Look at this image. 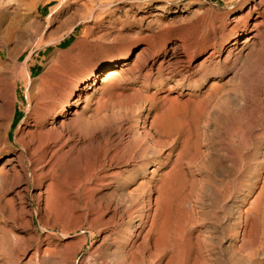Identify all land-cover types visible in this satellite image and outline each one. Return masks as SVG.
Returning a JSON list of instances; mask_svg holds the SVG:
<instances>
[{"label": "bare ground", "instance_id": "6f19581e", "mask_svg": "<svg viewBox=\"0 0 264 264\" xmlns=\"http://www.w3.org/2000/svg\"><path fill=\"white\" fill-rule=\"evenodd\" d=\"M42 1L45 0H28L24 16L20 13L24 10L20 7V0L11 9L0 8L2 40L8 43L13 38L25 39L18 43L19 50L23 45L29 50H45L54 45L53 34H46L51 14L45 17L44 27L37 15L32 14L34 7ZM65 1L59 0V3ZM132 2L134 0H129ZM263 3L264 0H243L237 12L226 16L229 29L241 22L242 28H247L248 19L254 13H264ZM111 4L105 2L97 14L90 8L80 15L86 23L99 22L100 11L113 12ZM135 6L146 11L141 4ZM128 9L123 6L122 15L126 19H135L137 11L128 13ZM6 13L12 14V19L3 25ZM103 25V38L111 35L117 39L134 40V43L140 39L149 43L152 39L150 33L142 31L129 35L110 19L103 21ZM93 28L92 23L85 26L80 38L64 51L54 49L47 61V69L37 77L32 76L29 68L33 61L31 53L20 64L25 114L15 129L13 140L9 137V130L17 109L18 80L16 76L0 71V251L14 257L9 264H16L19 250L25 249L30 242H38L39 237L32 232L37 222L33 213L24 221L22 207L16 206L9 196L11 192L14 196L36 197L51 222L54 234L46 233L43 244L38 245L34 253L40 262L53 260L71 264L78 247L74 248V241L59 242L58 236L66 239L73 232L78 235L77 241L87 242L96 236L101 243L108 240L104 254L96 256L94 264H264V150L257 155L260 143H253L246 154L244 149L250 146L252 139H244L238 146L229 148V159L238 175L230 174L222 182L223 186L217 181L207 183L206 189L214 195L211 209L197 211L198 200L185 197L177 201L171 195L162 194L160 186L155 184L156 175L162 163L175 155L164 147V134L170 127L168 119L176 118L161 111L147 126L145 117L135 118L131 124L125 120L104 122V118H86L87 107L99 90L100 96L109 97L114 87L132 74L127 65L132 53L126 51L118 62L99 70L97 77L92 75L94 47L88 40L96 37ZM216 29L220 30V26L217 25ZM70 31L74 32L72 26ZM239 37L235 33L234 45L227 49L221 70L199 63L201 72L192 77L191 73L173 66L166 59L160 61L154 70L142 71L141 66L132 75L142 86H156L158 91L177 89L180 99L172 102L170 116L179 114L178 118L186 120L185 113L188 112L185 109L192 104L189 114L192 120L209 116L225 122L232 116L234 108L229 106L230 90L219 88L217 79L229 75L227 80L240 83L251 75L247 87H237L240 100L235 105L244 108L255 70L250 64L240 73L237 68L254 57H261L264 51V33L259 29L243 34L240 40ZM197 39L196 34H185L180 43L190 58L209 45L217 51L215 42L209 37L197 50L194 47ZM103 48L97 46L96 50ZM114 59L111 57L105 63ZM208 76L213 80H207ZM13 144L19 145L20 150ZM109 147H113L112 151ZM83 153L87 162L85 171L75 170L77 173L71 178L60 174L61 166L79 161ZM210 157L209 153L204 154L200 163H206L211 171L218 170L221 159ZM243 159L245 163L242 165ZM245 164L250 171L246 182H242L239 178L244 173L241 169ZM129 166L136 168L134 174L139 178L134 185L127 181L128 178L117 176L120 170ZM103 196L128 200L130 208L126 221L115 219V209L108 210L109 204L103 203ZM232 198L235 201L229 203ZM79 206V221L75 222L73 212ZM205 218H210L211 222L205 224ZM39 219L37 223L41 225L43 222ZM9 220L11 224H8ZM218 222L225 224L223 233L215 229ZM23 225L27 226V231L20 230ZM87 229L88 234L85 233ZM28 262L31 264L30 260Z\"/></svg>", "mask_w": 264, "mask_h": 264}, {"label": "rangeland", "instance_id": "374dc122", "mask_svg": "<svg viewBox=\"0 0 264 264\" xmlns=\"http://www.w3.org/2000/svg\"><path fill=\"white\" fill-rule=\"evenodd\" d=\"M17 1L0 0V8L4 9L5 7L6 9H11L18 3ZM20 1L22 3L20 7L24 8L20 13L24 16V13H27L25 4L28 3V0ZM71 1L66 0L64 4H60L59 0H45L39 2L34 7V13L32 14L37 15L42 27H44L45 17L51 14V22L47 26L46 34L52 33L55 41L54 45L47 46L45 50L36 48L29 50L25 48V45L19 50L18 43L26 41L25 39L16 40L13 38L6 43L2 40L0 34V71L10 76H16L15 79L18 80L16 91L18 96L17 109L14 114L11 129L9 130L11 140H13L18 123L25 114V93L21 78L19 77L20 64L31 53L33 61L29 68L32 76H39L42 71L47 69V61L52 57L51 52L54 49L64 51L65 48L75 43L82 34L81 30L88 24L92 23L95 26L93 29H95L96 37H90L88 41L94 47L91 62L92 68H94L92 75H96V77L100 73L98 72L99 70L105 69L107 65L109 67L113 63L118 62L126 51H131L132 53L127 60V65L131 67L132 74L137 70L136 68L141 66L142 71L154 70L160 61L169 59L173 66L182 68L187 73H191L192 77H197L199 76V72H201L198 68L199 63H206L210 68L221 70L227 49L234 45L232 43L235 33L240 35L239 40L243 38V34L256 29L264 33V13H254L248 19L247 28H242L241 22L239 25L236 24L234 29H229L226 16L230 17V12H237L243 0H134L132 3H129V0ZM105 2L112 3L110 6L113 10L112 13L109 10L100 11L101 17L99 18V22L86 23L83 21V16L80 14L90 8L97 14L100 10L99 7ZM137 3L141 4L146 11L138 10L135 6ZM156 5H159V7H156ZM123 6L129 7L128 13L137 11V13L135 12V19H126L122 15ZM261 7H264V3ZM79 10L82 11L80 12ZM11 19L12 14L6 13L3 16V25H6ZM79 19H81V22H78ZM107 19L114 21V24L117 26H121V29L129 35H133L136 31H142L150 33L152 39L149 43L143 39L134 43V40L117 39L111 35L103 38L101 37V33L105 31L103 21H107ZM99 24L101 25L98 26ZM217 25L220 26V30L216 29ZM71 26L74 28V32L70 31ZM233 30H236V32L233 33ZM185 34L191 36L194 34L198 35V39L194 43V47L197 50H199L200 46H203L205 38L209 37L215 42L217 51L209 45L203 50L197 51L190 58L186 49L180 44ZM97 46H104V48L98 51L96 50ZM111 57H115V59L105 63ZM147 57L150 58L149 61L146 60ZM247 64H250L255 71L252 76L254 79L253 85L248 88L247 92V106L244 108L235 105L240 100L238 98L237 91L239 90L237 87H247V81L249 83L251 75L247 78V81H240V83L231 81L230 79L227 80L229 75H224L223 78L217 79L219 88L230 90L229 97L231 100L229 106L234 108L232 116L230 117L231 114L227 115L230 118L225 122L221 118L219 120L210 119L211 117L209 118V116L192 120L189 115L192 104L185 109L188 112V114L185 113V116H187L186 120L178 118L180 117L179 114L170 116L168 112L172 109V102L180 99L176 93L177 89L174 88L170 91L162 89L158 91L156 86L155 88L152 85L142 86L140 81L133 77L132 74H129V79L120 82L119 86H115L113 94L109 97L100 96L101 90H99L92 97L85 115L86 118L91 120L97 118L106 119H102L104 122H108L110 119L115 120L114 122L125 120L127 124L133 123L135 118L143 119L145 117L146 126L161 111H165L170 118H176L174 120L168 119L170 127L167 129L166 134H164V147L171 149L175 155L165 164L162 163L156 175L155 184L156 186H160L162 194L171 195L177 201L185 197L191 200H198L199 203L196 210L206 211L212 208L211 200L214 197L213 193L206 189L207 183L217 181V184L223 186L222 182L230 174H234V177L238 175V171L232 168L229 159L230 154L228 153L229 148L231 146H238L244 139H252L250 146L244 149L245 154L250 151V147L256 142L260 143V149L257 151V155L264 150V51L261 57H254L250 62H246L242 66L239 65L237 73L246 70L245 66ZM207 80H213V77L208 76ZM188 132L190 134L186 138ZM185 139H187V142H183ZM13 147L20 150L19 145L13 144ZM112 148L109 147L108 149L112 151ZM207 153L210 154V158L219 157L221 159L222 163L218 170L211 171L206 163H200L202 156ZM85 156L86 154L84 155L83 153L79 161L61 166L59 169L60 174L70 176L71 178V175L76 174L78 170L81 172L85 171L87 165ZM244 163L245 159H243L242 165ZM134 169L136 168L129 166L126 170H120L117 176L120 178H128L127 181L131 185H134L139 179L134 174ZM241 170L244 173L239 179L242 182H246L245 180L248 179L247 176L249 175L250 168H247L245 164ZM131 174L133 176H128ZM251 185L248 184V186ZM132 188L129 187L128 189ZM32 190L33 186L30 188V193H32ZM9 196L14 199L16 206L22 207L21 216L24 221L29 219L30 213H33L37 222L39 218L43 222L40 225V223L35 221L34 231L32 232L34 235L39 236L38 242H30L25 249L22 248L19 250V253H17L19 257L15 263L30 264L28 262L30 260L31 264L34 262L36 264H61L59 261L53 260H42L40 262L34 256L38 245L43 244L45 234H54L50 224L51 222L47 220V214L38 204L36 197L14 196L13 192ZM102 199L103 203L108 202V210H111V208L115 209V219L119 221L124 219L123 221H126V214L130 208L128 200L118 201L116 197L109 198V196H103ZM233 201H235L234 198L228 200L229 203ZM80 212V206L73 212L75 222L79 221L77 215ZM112 216V214L109 215V218L111 219ZM203 222L208 224L211 222V219L205 218ZM8 224H11L10 220ZM43 225L44 227L42 228L41 226ZM223 227H225V224L220 222L218 224L215 223L217 232L220 231L223 233ZM20 230L27 231L28 229L26 225H23ZM88 231L87 229L85 233L88 234ZM1 233L2 231H0ZM76 236L78 235L73 232L66 239L60 235L58 236L59 242L74 241V248L78 247L71 264H94L93 260L95 257L103 255V249L108 246V240L101 243L98 236L89 239L87 242L82 240L77 241ZM91 243H93V246L90 247ZM12 258L14 257L10 253L6 254L4 251H0V264H9Z\"/></svg>", "mask_w": 264, "mask_h": 264}]
</instances>
